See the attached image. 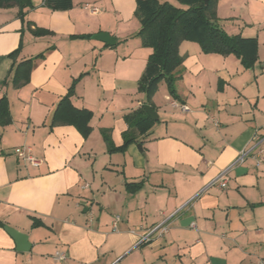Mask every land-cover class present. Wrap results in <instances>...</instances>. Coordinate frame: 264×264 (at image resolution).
<instances>
[{"label":"crops","instance_id":"1","mask_svg":"<svg viewBox=\"0 0 264 264\" xmlns=\"http://www.w3.org/2000/svg\"><path fill=\"white\" fill-rule=\"evenodd\" d=\"M32 2L0 7V98L11 114L9 123L0 121V264L264 263V162L250 158L229 169L264 134V0L217 4L229 34L258 38L254 66L183 40L178 98L162 80L153 96L158 121L114 151L104 131L123 146L126 115L147 98L139 81L153 49L137 35V0H73L64 10ZM240 3L247 21L226 13ZM100 32L116 43L96 39ZM27 59L33 67L22 84L14 72ZM75 81L72 103L93 112L88 137L73 124L52 125ZM22 146L43 163L19 159ZM226 171V187L204 190ZM166 219L165 235L140 242L144 229ZM6 225L27 239L19 243ZM57 252L66 258L55 259Z\"/></svg>","mask_w":264,"mask_h":264},{"label":"trees","instance_id":"2","mask_svg":"<svg viewBox=\"0 0 264 264\" xmlns=\"http://www.w3.org/2000/svg\"><path fill=\"white\" fill-rule=\"evenodd\" d=\"M181 5H175L169 0H137L135 14L141 22L137 33L144 46L152 47L146 69L139 81V88L146 93V104L152 106L153 96L158 85L165 80L169 92L178 98L175 83L178 71L184 57L179 53V46L183 40L196 41L202 50L207 53L223 55H237L246 68H251L258 60V38L244 36L241 33L229 34L221 25L217 13L218 0H177ZM17 3L21 7L33 6L32 0H0V7ZM44 3L53 10L69 9L73 0H44ZM44 31H35L42 34ZM21 46L9 54L16 58ZM43 55V54H42ZM33 60L27 59L16 64L14 79L22 84L30 79ZM76 81L68 93L61 98L52 120V125L69 123L75 125L84 137L92 131L91 120L93 112L87 108L74 106L71 100ZM11 114L6 96L0 98V121L9 123ZM128 130L125 132V143L121 147H114L111 137L104 131V138L109 151L125 149L126 146L137 140L136 133L145 135L155 122L144 105L126 115ZM0 224H2L0 222Z\"/></svg>","mask_w":264,"mask_h":264},{"label":"built area","instance_id":"3","mask_svg":"<svg viewBox=\"0 0 264 264\" xmlns=\"http://www.w3.org/2000/svg\"><path fill=\"white\" fill-rule=\"evenodd\" d=\"M91 9L93 11H98V7L96 6H91ZM180 107L183 110H187V106L185 105H180ZM16 153L19 157V159L23 160L26 163H29L33 166H40L43 163V159L40 157H37L30 146H22L16 148ZM254 159L257 165H260L264 162V134L261 133H256L254 135L253 141L250 146L244 148L241 150L235 159V161L231 164L230 168H233L237 165H241L245 163L248 159ZM228 169V170H229ZM227 171L224 172L222 175L216 177L215 179H212L208 185L204 188V190L208 189L209 187L212 186H220V187H226L228 184V177H227ZM122 221V217L120 215H115L114 221H113V228L114 230H118L119 224ZM169 222L168 220H164L160 223H157L156 225H153L151 227H148L144 229L141 227L138 230H143V233L140 235V242H149L154 239L155 236H163L165 233L169 230ZM134 231V230H133ZM135 230L134 232H136ZM54 258L57 260H61L66 258V253L64 252H57L54 255ZM119 264V263H115ZM264 264V263H261Z\"/></svg>","mask_w":264,"mask_h":264},{"label":"water","instance_id":"4","mask_svg":"<svg viewBox=\"0 0 264 264\" xmlns=\"http://www.w3.org/2000/svg\"><path fill=\"white\" fill-rule=\"evenodd\" d=\"M205 2L207 3L208 0H205ZM95 38L99 39V40H103L106 43H108L109 45L116 43L115 37L112 36L109 32H100V33L95 35ZM144 108L148 111V113L150 114L152 119H154V120L159 119L158 112L156 110H154L151 105L145 103ZM190 219H192V218H188L187 220H190ZM5 228L19 243H22V242H24L25 239H27V235L22 233L21 231L15 229L13 227H10L8 225H6Z\"/></svg>","mask_w":264,"mask_h":264},{"label":"rangeland","instance_id":"5","mask_svg":"<svg viewBox=\"0 0 264 264\" xmlns=\"http://www.w3.org/2000/svg\"><path fill=\"white\" fill-rule=\"evenodd\" d=\"M246 4V3H245ZM248 6L247 5H242L240 3L239 6H227L226 7V13L229 15V16H232V15H237L239 16V18H241L243 21H247L249 16H248ZM236 12V13H235ZM229 20H233L231 17L226 19L225 21H229Z\"/></svg>","mask_w":264,"mask_h":264}]
</instances>
